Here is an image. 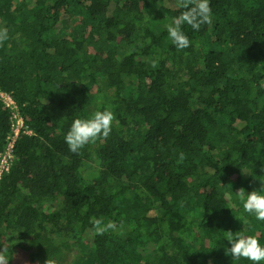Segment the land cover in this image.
<instances>
[{"label": "trees", "instance_id": "obj_1", "mask_svg": "<svg viewBox=\"0 0 264 264\" xmlns=\"http://www.w3.org/2000/svg\"><path fill=\"white\" fill-rule=\"evenodd\" d=\"M174 1L0 0V89L31 131L0 184L5 264H250L226 232L264 245L236 196L264 182V0H209L183 50L167 26L193 0ZM104 109L109 135L69 151ZM9 131L0 100V153Z\"/></svg>", "mask_w": 264, "mask_h": 264}, {"label": "clouds", "instance_id": "obj_2", "mask_svg": "<svg viewBox=\"0 0 264 264\" xmlns=\"http://www.w3.org/2000/svg\"><path fill=\"white\" fill-rule=\"evenodd\" d=\"M180 6L184 10L167 26V35L176 49L183 50L190 46V40L182 31V26L187 25L198 32L201 25L210 23L211 10L209 0H193L191 4L181 3ZM5 39H7V29H0V40ZM113 120V113L107 109L97 110L87 118L73 119L64 135V142L69 151L75 153L99 137L106 138L111 131ZM236 196L246 214L256 221L264 222V182H261L258 190L245 191L241 188ZM92 223L97 234H103L106 229L114 227L111 222L106 226H100V221H92ZM223 240L230 245L225 248L224 254L231 256L233 260L246 259L250 264L264 262V245H261L254 236L226 232Z\"/></svg>", "mask_w": 264, "mask_h": 264}, {"label": "built area", "instance_id": "obj_3", "mask_svg": "<svg viewBox=\"0 0 264 264\" xmlns=\"http://www.w3.org/2000/svg\"><path fill=\"white\" fill-rule=\"evenodd\" d=\"M0 100L10 113V131L5 140L4 150L0 153V184L16 162V146L21 134H31L21 116L19 106L10 93L0 89Z\"/></svg>", "mask_w": 264, "mask_h": 264}, {"label": "rangeland", "instance_id": "obj_4", "mask_svg": "<svg viewBox=\"0 0 264 264\" xmlns=\"http://www.w3.org/2000/svg\"><path fill=\"white\" fill-rule=\"evenodd\" d=\"M167 3L177 5V3L174 0H167ZM66 33L68 32L67 31L64 32V34ZM16 252H17L16 259H15L16 264H29L28 257L23 253V251L17 250ZM6 255H7L6 253L0 252V264H5L6 259H7ZM75 260L77 262H82L84 261V257L76 256Z\"/></svg>", "mask_w": 264, "mask_h": 264}]
</instances>
